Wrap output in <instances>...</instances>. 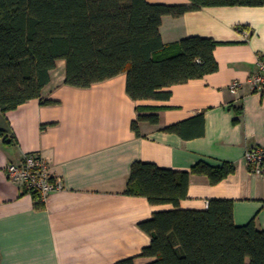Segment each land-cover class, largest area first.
I'll use <instances>...</instances> for the list:
<instances>
[{
	"label": "crops",
	"instance_id": "1",
	"mask_svg": "<svg viewBox=\"0 0 264 264\" xmlns=\"http://www.w3.org/2000/svg\"><path fill=\"white\" fill-rule=\"evenodd\" d=\"M160 34L165 44L188 37L220 43L213 52L217 72L172 86L168 100L135 102L126 93L124 74L88 89L66 86L60 60L40 99L0 112V264L151 262L140 257L150 239L139 224L173 207L125 195L135 162L175 172H188L199 162L231 164L235 172L216 185L191 175L180 208L204 211L210 200H230L235 225L253 220L264 230V178L252 174L244 161L247 149L264 143V96L249 84L264 62V7H210L163 17ZM233 84L239 85L235 93ZM137 106L160 108L154 112L157 125H139L141 136L131 129ZM200 114L204 132L199 138L183 140L162 131ZM27 153L39 154L62 183L40 199L41 209L5 175V167L19 164Z\"/></svg>",
	"mask_w": 264,
	"mask_h": 264
},
{
	"label": "trees",
	"instance_id": "2",
	"mask_svg": "<svg viewBox=\"0 0 264 264\" xmlns=\"http://www.w3.org/2000/svg\"><path fill=\"white\" fill-rule=\"evenodd\" d=\"M188 5L150 4L147 0H0V112L41 98L57 61L65 62L64 84L88 89L124 74L126 93L135 102L165 101L169 88L217 72L210 38L188 37L165 44L163 17L179 18L210 7H264V0H188ZM43 105L53 101H40ZM160 108L137 106L131 129L158 124ZM242 110L236 112L239 117ZM238 118L235 119V122ZM203 114L162 129L183 140L203 136ZM0 133H2L0 131ZM235 172L223 163L199 162L175 172L135 162L125 195L153 206L170 205L139 224L150 243L141 258L148 264H264V230L254 221H233V202L213 199L204 211L184 210L191 175L216 185ZM35 208H43L37 193ZM133 258L116 264H133Z\"/></svg>",
	"mask_w": 264,
	"mask_h": 264
},
{
	"label": "built area",
	"instance_id": "3",
	"mask_svg": "<svg viewBox=\"0 0 264 264\" xmlns=\"http://www.w3.org/2000/svg\"><path fill=\"white\" fill-rule=\"evenodd\" d=\"M249 84L253 92L264 96L263 61L258 63V71L250 75ZM238 86L233 84L230 87L231 93H235ZM244 161L252 174L264 178V143L247 149ZM5 175L9 181L20 185L29 195L37 193L42 201L49 194L62 188L61 180L52 176L46 161L37 153H27L19 164L7 165Z\"/></svg>",
	"mask_w": 264,
	"mask_h": 264
}]
</instances>
